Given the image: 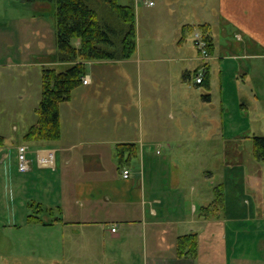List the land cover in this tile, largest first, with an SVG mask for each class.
<instances>
[{"label": "crops", "instance_id": "0c3cea01", "mask_svg": "<svg viewBox=\"0 0 264 264\" xmlns=\"http://www.w3.org/2000/svg\"><path fill=\"white\" fill-rule=\"evenodd\" d=\"M131 2L135 7V0ZM157 2L161 4L154 8L158 15L164 6L175 12L179 2L192 5L173 19V36L182 32L178 55L142 57L135 38L130 57L86 63L88 82L75 87L70 98L59 105L61 133L57 140L26 141L29 127L10 139L0 135V264H264L262 194L248 191L255 173L244 171L246 157L238 138L225 137L263 122L264 0ZM46 3L0 0V67L28 65L39 70L42 64L65 65L58 62L56 7L53 19L47 18ZM194 30L211 37L209 58L200 55ZM190 34L194 48L188 42ZM114 47L109 48L117 49ZM136 53L137 69L142 61L164 60L182 62L186 80L192 73L188 62L195 77L203 73L202 82H193L200 85L196 91L199 113L193 116L202 125L181 126L174 147L152 135L151 99L145 104L147 124L143 128L136 123L140 102L138 109L132 99L123 106L117 82L105 68ZM95 66L99 67L97 74ZM40 79L41 73L36 72V88L28 83L33 91L20 93L16 89L14 99L19 103L32 99L36 110ZM9 84L8 79L3 81V100L12 96L8 95ZM103 88L107 91H99ZM217 98L221 115H226L229 123L236 116L243 120H236L238 124L231 130L217 125ZM130 106L134 107L132 115L128 112L132 119L126 112ZM13 131L18 128L13 126ZM218 139L231 143L228 146L232 148L224 155L231 163L224 166L221 175L224 209L220 217H204L200 209L214 199V194L209 199L205 195L198 198L196 188L185 182L183 170L173 182L164 169L169 156L157 155L163 146L182 150L181 164L189 166L199 158L202 148L215 149ZM19 144L28 146L30 167L26 171L17 168ZM124 169L129 171L126 178ZM30 215L36 216V221H28ZM58 224L69 231L60 242L61 256H56L58 241L51 238ZM113 226L115 231H111ZM22 230L31 234L21 236ZM186 234H196L195 255L178 253L179 236ZM9 235L19 238L10 239Z\"/></svg>", "mask_w": 264, "mask_h": 264}, {"label": "rangeland", "instance_id": "374dc122", "mask_svg": "<svg viewBox=\"0 0 264 264\" xmlns=\"http://www.w3.org/2000/svg\"><path fill=\"white\" fill-rule=\"evenodd\" d=\"M149 1H151L152 4H150ZM181 1L183 2L184 0ZM89 2L98 10L101 16H107L106 18H108V16L111 15L109 8L100 0H89ZM117 2L126 5L131 3V0H117ZM155 4L156 0H135L137 49L141 50L140 53L142 57L146 58L174 57L179 54L176 53V48L179 45L178 41L182 32H180V35L177 34V36H173V19L175 18V15L182 12V9L183 12L190 10L192 5L187 4L186 6H182L179 2L175 7V12L169 11L168 7L164 6L158 15L154 8L161 4L160 2H157L156 5ZM54 6V1L46 3L45 15L47 18L53 19ZM18 7L21 8V6ZM47 21L45 23H48ZM53 21L54 20H51L52 24ZM51 30H53V28ZM214 31L216 30L214 29ZM195 32L196 31L194 30L193 33ZM191 34L189 35L190 38L188 42L194 48ZM136 56L137 53L133 58L126 61H113L111 64L106 65L105 68L107 71L109 70V74L113 75L115 82H117L115 86H117L116 88L123 98V106L130 103L132 99L135 101V106L138 109L140 102L141 111L140 116L137 115L136 123L142 125L143 128H145V125L147 124V119L145 118V104L148 99H151L153 115L152 129H154L152 135L159 137L158 140L161 141L162 144H167V142H169L171 147H174L175 140L179 136L178 129H180L181 126L194 127L202 125L200 120L193 116V113H199V108L196 105V91L200 87V85H195L193 83L195 82L194 69H192L190 62L186 64L188 70H192L191 79L186 80L183 77L184 70L182 62L179 63L178 61L164 60L161 62L142 61L137 69V61L134 60ZM42 67L43 64L38 66L39 70L28 65L22 67H0V90L3 81L8 79V82H10L7 86L9 90L8 95H12L9 100H3L0 98V135H4V137L8 139L13 138L16 135L20 136L37 120L36 110L35 107H33L32 99L30 103H19L14 99V94L16 89L21 90L20 93L32 92V88H36V84L34 85L36 72L41 73ZM56 68L59 69V66H56ZM93 70L94 73L97 74L99 67L95 66L93 67ZM28 83L32 88L27 86ZM28 89L29 91H27ZM99 91L106 92L107 89L103 88ZM37 94L39 95V93ZM10 106H12V108ZM136 108L135 111H137ZM132 109L134 110L133 106L128 107V110L126 111L127 116H129L130 113L131 115L134 113L131 111ZM216 114L217 125H224L228 128L231 127L230 130L234 125L238 124L237 122L235 123L236 120H239V122L243 121L236 116L232 118V123H229L227 116L221 115L218 98L216 100ZM131 115L129 116L130 119H132ZM262 115H264V113H262ZM155 116H157L158 119H156ZM262 121L263 122L260 125L257 124L258 122L255 124H249L247 128H244L239 132L225 134V137L230 135L238 138L241 145L240 151H242L243 155L246 157V159H244L246 163L244 162L243 164L244 171L246 174L247 172L250 174L255 173L254 176L251 175L253 177H251L248 184V191L253 192L259 190L260 194H262V200L264 201V162L254 159L252 147V136L264 135V117L262 118ZM13 126L18 128L17 132L13 131ZM228 145H231V143L225 144L218 139L215 149L212 147L211 149L202 148L199 150V158L197 157L195 163L189 166L181 164V159L183 158L180 153H182V150H171V148L163 146L162 148H159L158 151L161 150V153H158L157 156H161L164 153L169 156L167 160H164L166 161L164 163V169L166 170V175L169 173L171 174L173 182L178 181L176 177L177 175H180L183 170L186 175L185 182L188 183V185L191 183L196 188L195 193H198V198L205 195L207 196V199H209L214 194V187L222 181L221 175L224 171L223 168L225 169V167L231 163L230 159H224V155L232 151V148H229ZM177 151L179 155L176 154ZM152 152L154 155L155 151L152 150ZM214 154L216 155L214 156ZM227 161L229 162L227 163ZM246 183L247 182H245V184ZM186 189L188 190V186ZM51 233H53L51 234V238H55V241H58L56 256H61L63 255V251L61 250L62 246L60 242L64 239V233H69V231L65 230L64 226L58 224ZM21 234V236L28 235L31 234V231L22 230ZM70 236L67 239H70ZM9 237L10 239L19 238L18 236L13 237L11 235H9ZM74 238L76 237L71 236V239ZM6 263L11 264L9 261H6Z\"/></svg>", "mask_w": 264, "mask_h": 264}, {"label": "trees", "instance_id": "16d2710c", "mask_svg": "<svg viewBox=\"0 0 264 264\" xmlns=\"http://www.w3.org/2000/svg\"><path fill=\"white\" fill-rule=\"evenodd\" d=\"M32 1V0H26ZM55 2V33L58 62L61 68L43 66L41 69V97L36 108L37 120L26 131V141H49L60 137V103L70 98L72 90L82 83L87 62L115 57L128 58L135 51V7L133 2L126 5L117 0H100L110 10V16L103 17L89 0H39ZM205 24L200 25L204 28ZM207 41L209 52L212 39ZM78 44H75V43ZM112 45L114 48L110 49ZM203 80V79H202ZM201 80V82H202ZM0 136V140H1ZM253 155L264 162V135L252 136ZM224 186L214 187V199L202 206L200 215L220 217L223 214ZM29 216L28 221H36ZM196 234L179 236L178 253L195 255Z\"/></svg>", "mask_w": 264, "mask_h": 264}, {"label": "built area", "instance_id": "2783aa9c", "mask_svg": "<svg viewBox=\"0 0 264 264\" xmlns=\"http://www.w3.org/2000/svg\"><path fill=\"white\" fill-rule=\"evenodd\" d=\"M150 4L152 3L149 1ZM194 41L195 44L198 48V51L200 52V55L203 58H209V52H208V47H207V41L204 39V37L199 33L195 32L194 33ZM203 73L198 72L195 77V82L200 83L202 80ZM88 79L87 77H82V83H87ZM16 151H17V168L19 171H26L30 167V159L26 156V153L28 151V146L25 144H19L16 146ZM123 177H128L129 176V171L128 169H124L122 171ZM115 226L111 228V231H115Z\"/></svg>", "mask_w": 264, "mask_h": 264}]
</instances>
